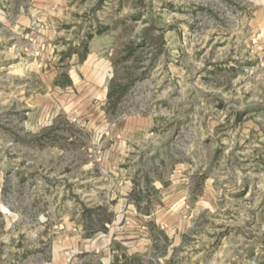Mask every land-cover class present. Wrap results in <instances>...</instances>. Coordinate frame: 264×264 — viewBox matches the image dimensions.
<instances>
[{
    "label": "rangeland",
    "instance_id": "1",
    "mask_svg": "<svg viewBox=\"0 0 264 264\" xmlns=\"http://www.w3.org/2000/svg\"><path fill=\"white\" fill-rule=\"evenodd\" d=\"M61 1L0 0V264H264V0Z\"/></svg>",
    "mask_w": 264,
    "mask_h": 264
},
{
    "label": "crops",
    "instance_id": "2",
    "mask_svg": "<svg viewBox=\"0 0 264 264\" xmlns=\"http://www.w3.org/2000/svg\"><path fill=\"white\" fill-rule=\"evenodd\" d=\"M51 7H57L62 5L61 0H50ZM95 52L88 51L85 58L81 62L79 69H87L88 71L85 72L86 76L85 79H80L77 75L76 68L73 73L67 74L68 78L70 79L69 86L76 89V86L79 84L84 87L85 94L89 95L90 98H97L99 100L106 98L107 96V89L105 86V72L100 69L99 66H95L92 64V60L94 58ZM83 74V75H85Z\"/></svg>",
    "mask_w": 264,
    "mask_h": 264
},
{
    "label": "trees",
    "instance_id": "3",
    "mask_svg": "<svg viewBox=\"0 0 264 264\" xmlns=\"http://www.w3.org/2000/svg\"><path fill=\"white\" fill-rule=\"evenodd\" d=\"M66 76V75H65ZM66 78H68V76H66ZM68 82L70 83V79L68 78ZM108 97H109V94H108Z\"/></svg>",
    "mask_w": 264,
    "mask_h": 264
}]
</instances>
